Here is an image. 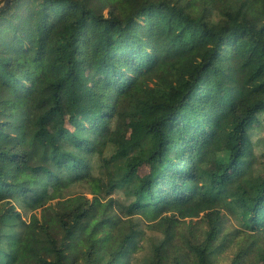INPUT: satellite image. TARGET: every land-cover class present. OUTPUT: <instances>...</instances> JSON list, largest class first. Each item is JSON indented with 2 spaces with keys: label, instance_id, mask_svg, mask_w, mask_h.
<instances>
[{
  "label": "trees",
  "instance_id": "16d2710c",
  "mask_svg": "<svg viewBox=\"0 0 264 264\" xmlns=\"http://www.w3.org/2000/svg\"><path fill=\"white\" fill-rule=\"evenodd\" d=\"M100 89L111 104L91 112ZM46 186L59 199L32 213ZM74 186L87 192L67 194ZM119 190L129 204L110 197ZM263 255L264 0H11L0 11V264Z\"/></svg>",
  "mask_w": 264,
  "mask_h": 264
},
{
  "label": "rangeland",
  "instance_id": "374dc122",
  "mask_svg": "<svg viewBox=\"0 0 264 264\" xmlns=\"http://www.w3.org/2000/svg\"><path fill=\"white\" fill-rule=\"evenodd\" d=\"M88 81L90 84L94 83V79L92 77V74H90V73L88 74ZM107 94H108L107 91H103L101 89L98 90V96L95 97V99H93L87 103V106L91 110V112L96 111V107H97L98 103L102 100H104L107 103V105L111 104V101L107 100V96H108ZM62 108H63V113H64L65 117H67L69 114L70 106L65 100H62ZM127 122H128V120L124 116L119 117L117 136L121 142H126L128 139L129 133H130ZM55 128H56L55 124L52 123L50 125V129H51L53 134H55ZM253 139L255 140V137H253ZM144 172H145V169L140 170V173H144ZM93 173H94V175H97V172L95 169L93 170ZM85 192H87V191H86L85 187H82V186H74V187H71L67 190V194H69V193L81 194V193H85ZM88 196L90 197V195H88ZM110 197L113 198L114 200H116V202L118 201L120 204H123V205L129 204V202L131 201V197L128 196L125 193V191H123V190L115 191ZM30 198L33 202L32 213H36V214H39L42 208L47 207L49 205H52L53 203H55L59 199V198H57L56 192H54L53 189L50 188L49 186H46L42 197H35L34 195H31ZM29 214H31V213H29ZM29 214L23 215V218L26 221L28 220ZM137 219H138V222H139L141 228L145 231L147 236L151 237L153 234L157 235L156 233H152L151 230L147 227L148 221L146 219H144L142 217H138ZM227 219H228V225L229 226H232V227L237 226L236 221L232 217L227 216ZM141 255H142V252L139 253V257H142ZM260 264H264V255L261 257Z\"/></svg>",
  "mask_w": 264,
  "mask_h": 264
},
{
  "label": "water",
  "instance_id": "95a60500",
  "mask_svg": "<svg viewBox=\"0 0 264 264\" xmlns=\"http://www.w3.org/2000/svg\"><path fill=\"white\" fill-rule=\"evenodd\" d=\"M11 0H4L2 4H0V11L4 9Z\"/></svg>",
  "mask_w": 264,
  "mask_h": 264
}]
</instances>
